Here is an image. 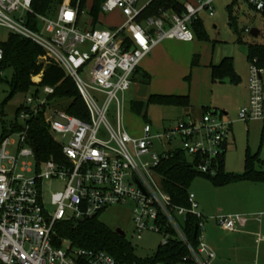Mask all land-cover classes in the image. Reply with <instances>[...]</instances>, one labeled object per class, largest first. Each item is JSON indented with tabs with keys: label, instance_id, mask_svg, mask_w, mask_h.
<instances>
[{
	"label": "built area",
	"instance_id": "obj_1",
	"mask_svg": "<svg viewBox=\"0 0 264 264\" xmlns=\"http://www.w3.org/2000/svg\"><path fill=\"white\" fill-rule=\"evenodd\" d=\"M140 1L103 0L101 13L119 10L125 18L121 26L109 29L80 27L84 11L64 0L56 17L36 14L37 29H32L27 25L32 0H0V28L39 45L73 81L88 112L86 120L66 109L48 108L46 114L47 100L35 93L26 98L19 112L23 123L18 139L12 142L8 134L0 140V264H118L105 251L76 247L70 240L60 239L54 227L58 221L82 220L108 206L126 203L133 205L136 238L153 231L161 235L162 246L176 238L187 251L183 264H210L214 257L205 242L208 218L199 211L194 193H188L187 207L175 205L162 189L156 168L162 158L180 149L196 157L198 172L214 175L230 123L216 110H205L198 119L178 120L161 131L147 122L141 135L133 136L119 116L115 125L107 119L112 102L120 107L118 96L132 85L141 60L164 40L192 41L191 21L202 10L213 15L214 0H197L196 5L185 4L181 14L165 12L142 21L138 18L146 5ZM247 2L257 12L264 11L263 0ZM2 60L0 46V78L4 75ZM262 71L249 62V100L238 112L243 121L264 118ZM41 89L47 97L55 92L51 86ZM41 113L50 135L61 138L53 137L61 146L60 161H39L30 142L29 119ZM52 180L63 181L64 186L46 204L44 186ZM187 214L198 219L196 243L183 228ZM211 219L227 231L247 222L241 214Z\"/></svg>",
	"mask_w": 264,
	"mask_h": 264
},
{
	"label": "rangeland",
	"instance_id": "obj_2",
	"mask_svg": "<svg viewBox=\"0 0 264 264\" xmlns=\"http://www.w3.org/2000/svg\"><path fill=\"white\" fill-rule=\"evenodd\" d=\"M147 1L149 0H141L140 4H145ZM188 1L191 5H196V1ZM236 1L239 3L241 9V14L237 19L236 25H231L229 11L227 9L228 4L234 2V0H215L212 4L213 16H209L206 13L207 10L198 12L197 15L201 19L206 37L199 38L192 30L194 39L188 42H190V48L194 51L196 46L198 52H192L191 57L196 53L202 58V61H205L209 60L211 57H217L220 53L231 48H238L244 55L246 54L247 49L245 45L237 43V32L240 33L244 39H252L250 33L244 31L245 28L251 29L261 27V21L264 16L262 13L257 12L247 0ZM92 3L93 0H87L84 5V14L79 19V26L82 28L91 27L92 25L93 17L90 13ZM58 9L59 6L56 7L51 14L46 16L56 17ZM243 13L246 14L245 17ZM124 21L125 18L118 10L106 14L99 13L95 27L115 28L121 26ZM8 35L9 33L5 29L0 28V42H5ZM214 40H218V42L215 43ZM257 40L260 42L264 41V29H262V35H260ZM179 41L180 40H173L170 42L179 43ZM166 42L168 41L164 40L159 45L165 44ZM181 44L179 49L177 46L178 51L175 52V54L170 53L172 52L170 47H168L165 53H162L161 62L157 63L155 66L157 72L152 77L149 85L133 82L123 95L119 94L120 107L117 108L116 102H112L107 112V119L111 125H115L116 116H119L122 125L130 135L140 136L142 128L147 122L151 123L155 131H161L163 127L173 126L178 120H188L193 116L195 119H198L202 116V106H206V110H213V105L217 104L218 100H221L222 97L226 98L227 96L226 100L230 107V109L229 107L227 108L229 109L227 110L228 115H224L221 112L225 110L224 108L218 107L216 110L217 115L222 114V119L230 123V131L222 155L224 169L227 172L240 173L244 170V157L246 151L255 152L258 147H261L260 149L263 148V130L261 126L257 125L258 122H262L260 120L263 118L249 121H243L239 118L238 112L243 105L238 106L235 102L231 103L229 97L233 93L232 88H237L241 79L232 80L230 76H225L222 82L214 83L210 79L208 68L203 64L198 67H191L190 60L189 64L185 65L183 63L184 60H181V64H178L175 59H183V56L187 54L188 50L186 44ZM212 44H214L213 48ZM237 52L241 54L239 51ZM237 66L241 71L246 72L248 81L249 63H246L245 59L238 56ZM11 78L12 71L6 68L3 78L0 81V140L7 133L10 134L12 142L18 139L20 136V129L16 125L23 123L18 113L20 110L18 109L25 105L28 96L34 95L37 91L41 94L42 98L47 100L48 106L43 107L46 114L50 111L48 108L64 110L74 101L68 97H47L43 95L42 89L39 86H31L27 91H16L12 94L9 83ZM40 78V75L34 76L32 77V81L38 83ZM261 78L264 87V70L261 73ZM166 88L183 91L189 95L190 104L192 106L190 110H193L191 117L183 115L186 109L158 104H148L145 110V116L143 114L138 115L131 110L130 104L132 101L141 100L145 103L149 93L161 91ZM53 137L55 140L61 139L58 135H53ZM10 148L15 150L13 146H10ZM155 148L156 150L159 149L157 145H155ZM63 186L64 183L60 180L46 182L44 186L45 203L49 204L51 194L62 190ZM215 188L216 187H214L208 178L196 176L192 180L188 190L189 192L196 193L197 196H206L208 190ZM132 209V203L111 205L98 214V220L112 229H121L124 232L125 240L132 247L134 255L140 260H145L152 257L156 252L161 245L162 237L159 233L144 231L139 239L136 238L132 222ZM181 219L182 218H180V220Z\"/></svg>",
	"mask_w": 264,
	"mask_h": 264
},
{
	"label": "trees",
	"instance_id": "obj_3",
	"mask_svg": "<svg viewBox=\"0 0 264 264\" xmlns=\"http://www.w3.org/2000/svg\"><path fill=\"white\" fill-rule=\"evenodd\" d=\"M86 1L68 0L71 6H78L80 12L84 11ZM63 2L64 0H32V13L27 15V25L32 29H37L36 14L49 15ZM102 2L103 0H93L90 10L93 17L92 28L96 26L98 15L101 13ZM184 7L185 4L179 0H151L141 11L138 20L142 21L151 16H160L165 12L181 14ZM262 15L264 16V11ZM190 27L197 37H206L205 29L199 17L191 21ZM0 46L3 50L2 68L3 70L9 68L12 71V78L9 82L12 94L16 91H27L31 86L55 87V92L49 97L73 99L74 101L68 105L66 111L83 120L87 119V109L75 84L64 74L57 63L46 57L45 51L39 45L20 35L9 33L7 40L0 42ZM247 55L249 62H254L264 70V41L257 42L255 38L248 43ZM37 75H40L41 78L38 83H35L32 81V77ZM211 76L213 81H221L225 76H230L232 80L238 79L231 58H224L219 64L211 65ZM149 81L150 75L143 72L142 82L148 84ZM148 104L186 107L189 105V98L184 95L150 94L145 103L141 100L132 101L130 108L134 113L145 116ZM21 108L24 106L18 110ZM16 126L20 129L18 124ZM28 132L30 142L36 150L39 161L48 159L60 161L62 159L61 146L48 132L42 113L29 119ZM222 155L217 159L216 173L208 175L197 171L194 165L196 157H190L180 149L172 151L168 157L161 159L156 168L162 189L170 195L175 205L187 207L189 205L187 200L188 189L196 176L208 178L217 187L237 181L264 183V161L257 152H246L244 170L241 173L225 171ZM183 222L187 236L196 243L198 219L192 214H187ZM54 230L57 237L70 240L76 247L107 252L115 258L118 264H183L186 262L187 251L176 238H170L169 243L164 246L160 245L152 257L145 260L138 259L124 235L99 221L98 214L82 220L58 221Z\"/></svg>",
	"mask_w": 264,
	"mask_h": 264
},
{
	"label": "crops",
	"instance_id": "obj_4",
	"mask_svg": "<svg viewBox=\"0 0 264 264\" xmlns=\"http://www.w3.org/2000/svg\"><path fill=\"white\" fill-rule=\"evenodd\" d=\"M151 0L147 1L145 5H147ZM184 4L189 3L188 0H179ZM196 1L197 0H193ZM215 1V0H214ZM213 1V2H214ZM144 5V4H141ZM249 7V6H248ZM250 8V7H249ZM227 9L229 11L230 22L231 25H236L237 19L240 17V5L236 0L234 2L228 4ZM119 11V10H118ZM120 12V11H119ZM170 13V12H168ZM206 13L210 15L207 11ZM245 13L243 16L245 17ZM255 16V15H254ZM262 17V16H261ZM261 21V27L259 29V35L257 37H252V39H244L237 32V43L245 45L246 49L248 43L252 42L253 39L256 38L257 42L258 37L262 35V29H264V17ZM246 30V28H245ZM244 30V31H245ZM246 32V31H245ZM248 33V32H247ZM175 39H168L165 44L159 45L157 44L155 47L151 49L148 55L143 58L140 65L137 67L136 72L134 73L133 82L140 83L142 85H149L152 77L156 74V64L161 62L162 53H165L168 50V47L171 48L170 53H174L178 51L179 47H181V43H184L188 46L187 54L183 56V59L176 58L175 60L178 64H181L180 61L184 60L183 63L189 64L191 67H198L201 64L206 66L209 70V76L212 80L211 76V65L219 64L224 58H231L233 69L238 77L237 80L241 79L240 84L237 88H232V95H230L229 100L231 103H236L238 106L245 105L249 100V87L247 81L246 72L241 71L237 66L238 56L245 59L246 63H249L247 52L244 55L238 48H231L226 50L217 57H211L209 60L202 61V58L194 53L191 57L192 52H198L195 46L194 51L190 48V42H181L174 43L170 42ZM166 41V40H165ZM214 42H218V40H214ZM213 42V43H214ZM168 45V46H167ZM178 46V49H177ZM214 44H212V48ZM177 49V50H176ZM239 51L241 54H238ZM247 51V50H246ZM188 62V63H187ZM143 72H146L150 75V81L148 84L142 82L143 80ZM212 82H222L221 81H213ZM161 94V95H184L188 96L183 91H177L176 89H162L161 91H153L148 94ZM227 98V96H226ZM225 97H222L221 100H218V103L213 105V110H217L218 107L224 108V111H221L224 115H228L227 110L230 109L228 106V101ZM175 107V106H173ZM190 99L189 105L186 107H178L182 109H186L183 112V115L192 116L193 110L191 108ZM229 107V109H227ZM206 106H202V114L205 111ZM195 119V117H191ZM261 123H257L258 126L262 127L263 136H264V118ZM164 128V127H163ZM232 131V129H231ZM257 148V151L251 153H258L259 157L264 161V144L263 148ZM261 150V151H260ZM248 151V150H247ZM246 151V152H247ZM246 154V153H245ZM245 158V157H244ZM231 172V171H229ZM242 172V171H241ZM240 172V173H241ZM233 173V172H231ZM215 189L208 190V194L206 196H197L196 193L195 199L199 204V211L208 218L207 226H205V242L209 250L214 253V257L209 261L210 264H264V183L263 182H250V181H237L232 182L223 186H214ZM232 214H241L247 217V222L244 226L238 228L235 231H227L219 228L214 220L211 219L212 216L216 215H232Z\"/></svg>",
	"mask_w": 264,
	"mask_h": 264
},
{
	"label": "water",
	"instance_id": "obj_5",
	"mask_svg": "<svg viewBox=\"0 0 264 264\" xmlns=\"http://www.w3.org/2000/svg\"><path fill=\"white\" fill-rule=\"evenodd\" d=\"M249 33H250V35L252 37H257L259 35V29H257V28H251L250 31H249ZM116 232H118L121 235H124V232L121 229H119V228L116 229Z\"/></svg>",
	"mask_w": 264,
	"mask_h": 264
}]
</instances>
